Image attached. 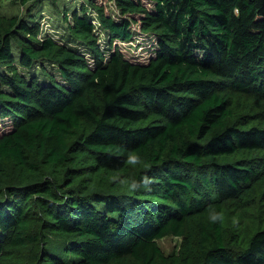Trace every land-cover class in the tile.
Here are the masks:
<instances>
[{"label": "trees", "instance_id": "trees-1", "mask_svg": "<svg viewBox=\"0 0 264 264\" xmlns=\"http://www.w3.org/2000/svg\"><path fill=\"white\" fill-rule=\"evenodd\" d=\"M86 1L62 43L0 14V264H264L223 216L264 181V122L229 108L264 104V0ZM137 34L145 61L110 48Z\"/></svg>", "mask_w": 264, "mask_h": 264}, {"label": "rangeland", "instance_id": "rangeland-1", "mask_svg": "<svg viewBox=\"0 0 264 264\" xmlns=\"http://www.w3.org/2000/svg\"><path fill=\"white\" fill-rule=\"evenodd\" d=\"M85 1L86 0H44L34 5L32 8L33 5L30 1L22 4L20 0H0V14L6 16H26L27 12L30 11L39 24V36L42 37L44 34H49L52 35L55 40L62 43L68 36L66 24L67 21L71 20L72 10ZM141 1L146 7L152 9V1ZM110 5L114 14L115 10L111 1ZM64 11H66L67 14V21L63 19ZM132 27V30L135 31L136 34V32H138L137 28H135V25ZM99 36H101L100 43L102 44L106 40V37L102 33ZM149 39L152 38H140L137 34L133 39L128 41L113 40L110 48L113 49L117 47L126 58L143 62L149 57V49H145L146 46L149 45ZM46 69L60 81V77L52 65L46 66ZM31 74L39 76L40 79L44 77L40 71H32ZM229 102V108L233 115V122L242 125L245 123H259V119L264 122V104H259V102L256 101L250 104L247 100L237 95H231ZM258 160H260L259 167L263 168L264 154H261ZM223 216L227 240L234 232H238L240 236L239 244L248 241L256 230L264 228V181L241 199L233 203H225L223 206ZM181 240V237L167 235L158 239L156 243L162 254L169 255L176 251L179 252ZM232 246L238 247V243H232ZM197 263L198 258L195 251H193L190 264Z\"/></svg>", "mask_w": 264, "mask_h": 264}, {"label": "clouds", "instance_id": "clouds-1", "mask_svg": "<svg viewBox=\"0 0 264 264\" xmlns=\"http://www.w3.org/2000/svg\"><path fill=\"white\" fill-rule=\"evenodd\" d=\"M217 218H218V217H216V216H213V217H212L213 220H215V219H217Z\"/></svg>", "mask_w": 264, "mask_h": 264}]
</instances>
